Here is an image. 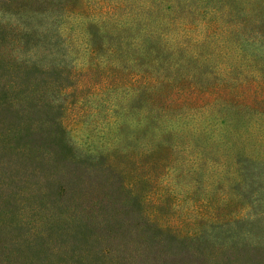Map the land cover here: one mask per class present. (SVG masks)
Listing matches in <instances>:
<instances>
[{
	"label": "trees",
	"instance_id": "1",
	"mask_svg": "<svg viewBox=\"0 0 264 264\" xmlns=\"http://www.w3.org/2000/svg\"><path fill=\"white\" fill-rule=\"evenodd\" d=\"M158 6V15L150 7L143 20L134 16L114 21V32L88 22L87 53L96 66L142 73L156 85L170 88L186 80L214 86L223 81V75L226 83L231 73L242 78V64H249L252 75L264 79L260 19L264 18V0H159ZM6 14L20 30L6 25ZM23 17L19 2L12 5V0L11 4L0 0V182L4 190L0 188V264H264V156L249 157L243 141L235 137L238 133L226 125L219 128L220 136H213L218 126L208 129V124L188 131V138L180 141L181 135L168 123L171 113L166 115L164 106L149 100L147 88L153 84L139 89L144 93V113L138 117L136 105L127 111L137 115L131 136L126 124L118 122L113 139L88 142L90 150L79 147L82 144L69 138L63 126L65 106H53L66 94L54 85L58 75L40 68L44 55L19 63L14 57L15 39L23 54L41 48L35 30L20 23ZM233 55L236 61L221 63ZM114 115L120 116L119 110ZM228 136L235 138L233 144L223 147L233 155L224 152L223 160L211 159L215 178L209 176L213 190L231 195L233 212L214 203L193 205L191 217L175 220L165 214L168 206L142 202L140 192L123 199L108 195L82 204L65 202L59 192L63 183L52 178L56 164L50 162L64 160L74 170L106 177L110 186L116 169L124 181L126 164L131 171L146 168L148 173L140 175L142 183H151L153 176L168 169L179 179L183 165L177 163L176 173V161L170 164L169 154L180 160L186 142L191 141L196 158L209 142H228L224 140ZM139 137L149 145L145 149L151 150L138 158L122 159V151L133 150ZM162 146L167 154H161ZM153 151L161 159L145 162ZM185 169L199 189L203 179L198 168L189 163ZM11 188L12 194H7ZM157 211L164 220L153 218Z\"/></svg>",
	"mask_w": 264,
	"mask_h": 264
},
{
	"label": "rangeland",
	"instance_id": "2",
	"mask_svg": "<svg viewBox=\"0 0 264 264\" xmlns=\"http://www.w3.org/2000/svg\"><path fill=\"white\" fill-rule=\"evenodd\" d=\"M8 1L11 4V0ZM158 1L12 0V5L19 2L22 13H24L23 23L22 21L20 23L25 24L27 28L34 29L41 44L40 51L39 48H33L31 52L23 54L19 52L21 48L20 45L18 46V39H15L12 42L16 51L14 57H17L19 63L28 58L40 59L42 54L44 55L43 60H40V68L44 70L48 68L56 73L57 79L53 77V74H50L49 78H54L53 80L56 81L54 85L57 83L60 93L65 92L63 94H66L53 106L58 103L65 106L63 126L68 131L69 138L82 144L79 146L81 148L90 150L91 145L88 142H107L113 139L117 131L114 125L118 122L126 124L125 128H129L131 136L130 131L134 128L133 120L137 119L134 113L139 110L138 117L144 113V108H142L144 93L139 89L147 84H153V87L147 88V93L150 95L149 100L164 106L166 115L171 113V121L168 123L173 124L177 133L181 135L180 141L182 138H188L185 135L188 131L193 128L201 130L208 124H211L208 129L218 126L213 129V136H220L219 128L226 125L231 127L234 133H238L235 137L243 141V150L249 157L264 156V79L252 75L249 64L246 66L242 64L245 70V72L242 71L244 73L242 78L234 73L227 74L226 83H224L225 75H223V81H219L217 85L216 82L212 83L215 84L214 86H210L211 84L207 83L209 81H206L208 85L197 86L192 81L186 80L170 88L163 83L156 85L153 78L142 75V73H127L111 66L100 69L96 66V62L91 60L87 53L90 48H87L89 45L85 32L88 22L95 21L99 29L114 32L116 29L113 22L116 20H129L134 16L143 20L150 7L158 15L160 12ZM260 19L261 29L264 32V18L260 17ZM3 20L9 28H14V26L18 28L14 31L21 29L20 26L15 25L9 14H6ZM9 37H12L11 34ZM94 47L95 45H92V48L96 50ZM237 59L235 55L228 56L221 63L227 64ZM89 64L94 65L91 70ZM247 67L250 73L246 72ZM134 105L137 106L136 111L128 113L127 111ZM116 109L120 112L118 117L114 115ZM238 110L240 114L237 115ZM229 137L224 139L228 142H209L197 153V159L190 150L191 141L186 142L180 154V160L173 154H169L170 164L173 163V159L176 161L173 167L176 173L178 172L177 163L183 165L184 170L179 173V179L173 176L174 171L168 169L153 176L151 183H142L140 175L148 173L146 168L142 170L138 167V170L131 171L130 165L126 164V170L123 173L124 181L122 182L123 178L117 174L119 171L116 169L112 180L114 185L110 186L107 185L106 177L96 178L93 175H87L82 170H74L73 165L64 160L50 162L56 164L52 171V178L63 183L59 192L65 202L74 201L82 204L99 198L104 199L108 195L123 199L140 192L143 196L142 202L152 201L154 204H165L169 211L165 214L175 220L186 221L191 217L193 213L189 211V207L193 205L203 207L208 203H214L217 207L228 206L227 211H231L233 208L230 201L231 195L226 190H213L211 188L213 177L209 176L213 175L215 178V174L211 171L215 163H211V159L215 162L223 160L225 157L223 153L229 152L223 147L225 143L227 146L233 144L235 138ZM138 139L140 140L133 150L126 148L122 151L121 154H124L120 156L122 159L128 161L131 156L138 158L143 152L151 150L145 149L149 145L143 137ZM102 149L103 145L98 151ZM160 151L161 154L168 153V149L164 146ZM161 154L156 151L145 162L149 158L161 159ZM229 154L233 155L232 151ZM189 163L198 168L200 178L203 179L202 182L200 181L199 189H195L197 186L194 185L195 183L192 184L188 170L185 169ZM217 172H219L218 169ZM122 183L128 187L122 186ZM109 187H111L110 190H108ZM0 188L3 189L1 182ZM55 189L49 190L53 192ZM12 191L13 188L5 192L11 195ZM6 199L8 202L13 200L11 197ZM153 218H159V221L164 220L160 211H157Z\"/></svg>",
	"mask_w": 264,
	"mask_h": 264
}]
</instances>
